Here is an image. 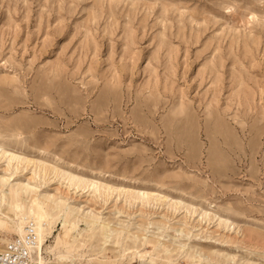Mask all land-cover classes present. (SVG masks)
Returning a JSON list of instances; mask_svg holds the SVG:
<instances>
[{
  "label": "rangeland",
  "instance_id": "1",
  "mask_svg": "<svg viewBox=\"0 0 264 264\" xmlns=\"http://www.w3.org/2000/svg\"><path fill=\"white\" fill-rule=\"evenodd\" d=\"M1 150L151 194H76L0 153V178L122 232L76 264H264V0H0Z\"/></svg>",
  "mask_w": 264,
  "mask_h": 264
},
{
  "label": "bare ground",
  "instance_id": "2",
  "mask_svg": "<svg viewBox=\"0 0 264 264\" xmlns=\"http://www.w3.org/2000/svg\"><path fill=\"white\" fill-rule=\"evenodd\" d=\"M0 153L3 158L8 160V167H11L14 171L23 172L28 169V166L32 165L39 170V172H34L36 176L41 177V174H43L44 180L48 178V181H54V183L58 181V183L64 184L69 191H73L76 194L94 193L105 198L106 195L121 193L125 195L126 200L128 199V201L133 203L153 199L151 194H135L125 189L109 187L103 183L63 171L54 165L35 161L13 152L1 150ZM7 184L9 187H7ZM161 199L163 198L159 200ZM175 204L181 205L179 202ZM57 222L63 223L66 235L63 239L59 238L57 240L55 250L64 249L66 254L59 252L56 255L55 264H76L73 254L77 253L79 256L81 252H86L89 248V243L99 237H102V252L106 253L112 244V237L119 236L122 233L108 228L103 222L99 223V218L85 215V213H81L79 208L71 207L66 202L55 199L53 195L45 194L40 196L25 183L18 182L15 185H11L10 178H0V230H10L17 237L25 238L26 227L32 224L37 237V246L34 251L35 260L41 264H49L43 258V247L47 242V237L53 234V227ZM83 225L87 229L80 230L79 228ZM73 231H76L77 235H74ZM6 242L4 240L0 241V246L6 244ZM119 243L115 242L114 245H119ZM94 260L100 264H116V261L106 263L99 260V258L88 259L84 264H91Z\"/></svg>",
  "mask_w": 264,
  "mask_h": 264
},
{
  "label": "built area",
  "instance_id": "3",
  "mask_svg": "<svg viewBox=\"0 0 264 264\" xmlns=\"http://www.w3.org/2000/svg\"><path fill=\"white\" fill-rule=\"evenodd\" d=\"M36 246L37 237L30 224L25 238L13 239L0 249V264H41L35 260Z\"/></svg>",
  "mask_w": 264,
  "mask_h": 264
}]
</instances>
